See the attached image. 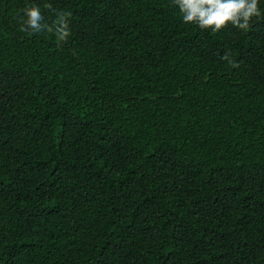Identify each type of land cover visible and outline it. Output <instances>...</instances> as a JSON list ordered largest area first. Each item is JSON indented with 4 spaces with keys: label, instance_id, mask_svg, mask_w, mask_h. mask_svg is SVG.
Returning a JSON list of instances; mask_svg holds the SVG:
<instances>
[{
    "label": "trees",
    "instance_id": "trees-1",
    "mask_svg": "<svg viewBox=\"0 0 264 264\" xmlns=\"http://www.w3.org/2000/svg\"><path fill=\"white\" fill-rule=\"evenodd\" d=\"M36 7L71 35L27 36ZM260 8L0 0V264H264Z\"/></svg>",
    "mask_w": 264,
    "mask_h": 264
},
{
    "label": "clouds",
    "instance_id": "clouds-1",
    "mask_svg": "<svg viewBox=\"0 0 264 264\" xmlns=\"http://www.w3.org/2000/svg\"><path fill=\"white\" fill-rule=\"evenodd\" d=\"M261 2L262 0H173L186 24H196L201 29L210 28L213 32H219L229 24L247 31L251 19L261 14ZM46 11L47 15L44 9L36 7L25 14V34L39 38L54 33L57 41L66 40L71 35V13L52 7ZM49 17L54 19L50 20ZM222 59L231 63L227 53Z\"/></svg>",
    "mask_w": 264,
    "mask_h": 264
}]
</instances>
